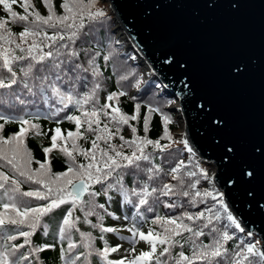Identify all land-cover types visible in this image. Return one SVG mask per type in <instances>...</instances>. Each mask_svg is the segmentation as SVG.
Segmentation results:
<instances>
[{"label": "snow or ice", "instance_id": "6c2138e0", "mask_svg": "<svg viewBox=\"0 0 264 264\" xmlns=\"http://www.w3.org/2000/svg\"><path fill=\"white\" fill-rule=\"evenodd\" d=\"M41 3L47 15H42L32 0H0L5 13V17L0 18V90L11 91L14 86H19L27 90L29 95L40 96L46 103L48 100H55L60 107H56L54 111L50 107L46 119L68 112L70 108L79 115L69 114L63 118L75 125V131H67L64 135L60 127L53 130L51 146L43 148L45 160L41 162L34 161L26 146L30 130H35V136L43 134L40 126L32 123L33 119L38 118V114L33 116L32 113L25 112L14 117L0 113V121H3L0 123V169L10 167L14 176L24 178L21 181L0 171V189L8 196V202L0 201L3 209L0 211V233L6 224L15 225L18 229L20 226L29 229L19 231V236L24 238L23 244L5 246L0 251V264H23L27 261L28 255L21 254L17 257V252L26 244L31 245V237L37 229L42 228L44 234H48V225L43 218L62 205H70L58 230L59 240H67V248L61 249L60 259L63 264H91L89 258L92 256L98 258V264H264V250L258 247L259 241L246 243L244 239H240L233 250L227 248V243L236 238L230 229L234 227L239 232H244V228L229 211L223 193L214 184L211 190H200L197 187L201 178L210 182L211 178L194 160L195 153L186 140L182 143L190 154L189 162L186 164L181 159L167 173L176 183H161L160 186L151 183L159 179L163 169L154 163V153L146 149L151 146L154 151L163 152L170 144H161L160 140L154 141L148 137V116L144 117V135L137 134V128L130 121L138 119L141 106H135L134 114H126L118 106L119 97L126 95L124 91L112 92L106 96L105 103H100L98 93L102 89V72L97 57L101 53L92 55L86 67L75 62L80 56L75 44L86 27L85 19L93 21L104 15L103 12L93 14L90 11L94 0H61L60 14H57L53 0H41ZM17 4L23 9V14L13 10V5ZM17 24L22 25L19 33L13 32L10 26ZM109 59L110 54L103 55L105 62ZM89 76L92 77L91 81ZM120 79L126 77L121 76ZM81 88L85 91H80ZM13 95L21 104L25 103L18 93ZM113 101L116 102L115 105L111 103ZM157 111V108H149V113ZM162 119L164 134L161 139L171 141L167 128L170 118L163 116ZM8 123H17L19 131L5 137L3 131ZM124 126L131 130V139H126L121 134ZM90 136L92 138L89 140ZM117 137L119 144L113 142ZM81 140L90 143L91 147L85 148L79 143ZM58 141L61 142L59 145ZM57 148L66 157L67 164L66 171L59 173L52 171L49 159V154ZM77 155L83 156L86 163L78 162ZM33 163L39 167L34 169ZM141 173L146 177L144 180L139 179ZM126 175L137 177L134 181L136 186L129 188L125 184ZM247 175L251 176L252 173L248 172ZM22 182L39 185L45 191H21ZM96 185L100 186L99 190H96ZM113 192L118 193L125 204L135 208V215L131 217V223L126 229L131 234L128 243L132 247L121 259L109 258L110 254L119 251L121 245L110 246L103 235L119 231L117 228L104 226L105 215L113 219L119 217L108 211L104 203L97 202L100 195L110 202V193ZM17 196L35 198L46 203L32 206L30 201L17 199ZM162 196L168 197L170 201L173 197L187 198L193 208L207 204L209 198L216 203L199 212L183 211L174 216L157 214L149 221L141 208L146 206V211L153 212L152 202L160 200ZM162 203L169 209L183 207V204L175 201ZM98 209L103 210L104 214L98 212ZM77 211L83 214L82 221L75 215ZM92 216L96 217L97 223L93 224L89 219ZM224 220L227 223H223ZM80 223L99 229L102 249L94 246L96 237L91 232L80 230L77 226ZM144 223L151 225L147 231L142 230ZM73 231L79 233V245L72 240ZM205 236L209 238V242L202 239ZM3 238L15 241L17 236L6 235ZM120 239L125 238L121 236ZM140 242L148 246L147 251L137 253L136 246ZM53 247L54 245L32 246L31 255H38ZM185 247L190 254L183 251ZM78 248L86 251L77 252ZM177 248L181 250L176 252Z\"/></svg>", "mask_w": 264, "mask_h": 264}, {"label": "water", "instance_id": "95a60500", "mask_svg": "<svg viewBox=\"0 0 264 264\" xmlns=\"http://www.w3.org/2000/svg\"><path fill=\"white\" fill-rule=\"evenodd\" d=\"M103 1L179 99L184 140L264 250V0Z\"/></svg>", "mask_w": 264, "mask_h": 264}, {"label": "trees", "instance_id": "16d2710c", "mask_svg": "<svg viewBox=\"0 0 264 264\" xmlns=\"http://www.w3.org/2000/svg\"><path fill=\"white\" fill-rule=\"evenodd\" d=\"M32 3L35 5L36 9L40 11L42 15H47V11L44 8L41 0H32ZM54 7L56 8L57 14L62 12L60 8L61 0H53ZM13 10L19 14H23V9L17 5H13ZM90 11L94 14L96 12H103L104 15L102 17H97L93 21H89L87 18L84 23L86 27L84 28L80 38L76 41L75 48L79 51L80 56L79 60L75 61L76 63H81L85 67L87 66L88 59L99 52L101 55L97 57V63L100 66V70L102 72V76L100 77V81L102 83V89L98 93L100 103L103 104L106 102V96L112 92L124 91L126 95L119 97L118 106L128 115L134 114L135 106L139 104L140 111L139 117L135 121H130V123L137 128V134L140 136L144 135L143 130V122L144 117L148 116L149 123V131L147 133L148 137L152 140H160L161 144H170V146L163 152L159 150H153L151 146H149L146 151L154 153V163L159 165L163 169V174L152 181L151 183L154 186H160L161 183H171L175 184L176 181L172 180L167 173L171 168L175 167L179 160L183 159L187 164L189 162L190 154L185 150V147L182 143L181 138L178 137L176 133L180 128V124L177 120L175 112L171 111L168 107L174 102V98L169 96L167 93L162 92L163 88L161 83L154 77L145 80L144 74L141 71V66L136 62H133L136 55L133 51H122V45L117 44L115 40V33L113 31L115 27L113 15L110 13V9L106 3H102L100 0H94V6L91 7ZM5 17V13L3 11L2 6H0V18ZM13 32L19 33L22 30V25H10ZM51 34V32H50ZM110 59L105 62L103 60V55H109ZM82 75H88L87 73H81ZM125 76L126 79L121 80L120 77ZM89 80H92V77L89 76ZM160 86L158 89L157 86ZM139 88V91L133 94V90ZM80 91H85V89L81 88ZM13 93H18L20 98L25 101L24 104H21L19 100L15 99ZM0 101H8L7 103L0 102V113L11 115L14 117H19L23 115L25 112L32 113L33 116L38 114V118L33 119L32 123L38 124L40 126V131L43 133L40 136L33 135L35 130H30L29 134L26 138V146L29 151L32 153L33 159L39 160L43 162L45 160V155L43 152L44 147L51 146V136L54 134V129L56 127H60L62 133L66 135L67 131H75V125L66 119H63L66 115L75 114L79 115L78 112H75L74 109H69L68 112H61L58 116L53 117L52 119H46L45 117L49 115V108L51 107L54 111L56 107H60V105L56 104L55 100H48L47 103L40 96H32L27 93V90L22 89L19 86H14L13 90H0ZM114 105L115 101L111 102ZM149 108H157L159 111L149 113ZM163 116H168L170 118V123L167 124L168 131L171 135L172 140L169 141L167 139H161L164 134V121L162 119ZM57 121H62L61 123H57ZM3 123V121H0ZM19 131V125L17 123H8L5 125L3 135L5 137L13 135ZM126 139H131L132 133L131 130L124 126L122 133ZM92 137H89V140ZM180 141V143H177ZM114 143L119 144V138L117 137ZM61 142L58 141V145ZM85 148H90L91 145L88 142L83 140L79 141ZM49 159L51 160L52 171L55 173L66 171V157L62 155L59 151V148L54 149L52 153L49 154ZM194 160L199 163L200 167L205 170L207 173L209 172V168L199 162V160L194 156ZM77 161L83 162V156L77 155ZM148 167V165H144ZM32 167L38 168L39 166L33 163ZM0 171H4L9 176H14L11 172L10 167H5L0 169ZM209 174V173H208ZM16 179H20L23 181L24 178L19 176H14ZM146 177L143 173L140 174L139 179L144 180ZM195 179V178H193ZM137 180V177L132 175L125 176V184L131 188L136 186L134 181ZM205 179L201 178L200 183L197 187L200 190L204 189H212V186L206 187L204 185ZM191 183V181H188ZM6 187H10V185H6ZM96 190L100 189L99 185H96ZM39 189L41 191H45V189L40 188L39 185L32 184L30 182H22L21 191H30ZM10 195H15L13 193H9ZM112 196V200H120L122 197L118 193H110ZM87 197H85L86 199ZM17 199H23L26 201H30L32 206H38L46 203V201H39L35 198L28 197H19ZM0 201L8 202V196L3 194V190L0 189ZM110 201V202H111ZM175 201L178 204H183V207H177L176 209H169L163 206L162 202H172ZM98 203H104L108 209V211L114 213L116 212L114 209H111L108 204L109 201L103 195H100L97 198ZM154 211L148 212L146 211V206L141 208V212L148 217L149 221L155 217V215H168L174 216L178 215L183 211L188 212H199L204 210L206 207L215 204L216 202L208 199L207 204H200L199 207L193 208L189 203L188 199L184 197H173L170 201L168 197H160V200L152 202ZM70 205H62L59 209L53 211L48 216L43 218L44 223L48 225V234L45 235L43 229H37L35 234L31 237V245H25L24 248H21L19 252H17V257L21 254H26L29 256L27 261H24L23 264H63L60 259L61 249L67 248V240L61 242L59 240V226L60 223L66 214L67 208ZM0 211H3L2 207H0ZM101 214L103 210H97ZM76 216L83 220V214L79 211L75 213ZM93 224L97 223V219L95 216L89 217ZM113 218L111 216L105 215L104 226L110 227L113 223ZM223 223H227L226 220ZM147 227H151L150 223H146ZM81 231L91 232L93 237H96L94 240V246L96 248H103V241L99 239L101 232L99 229H93L89 225L84 223H80L77 225ZM19 231H29V229L25 226H20L18 229L17 226L6 224L0 233V251L4 250L5 246L11 247L12 245H19L24 243V238L19 236ZM207 231V230H205ZM231 233L235 234V239L229 241L227 243V248L231 251L234 249V246L239 242L240 239H244L246 243L260 240L255 236H249L243 232H239L234 227L230 229ZM6 235H16L17 239L15 241H7L3 238ZM108 241L110 246H114L110 233L103 234ZM187 235V234H186ZM205 242H209V238L207 236L202 237ZM72 240L77 245L80 244V236L78 232L73 231ZM42 245H54L53 248L46 249L43 252H40L38 255H31V247L32 246H42ZM259 246V245H258ZM181 249H175L176 252ZM86 251L83 248H78L77 252ZM186 254H190L189 249L185 247L183 249ZM17 257H12V259H16ZM110 259H112V254H110ZM91 264H98V258L96 256H92L89 258ZM80 264V262H77Z\"/></svg>", "mask_w": 264, "mask_h": 264}, {"label": "rangeland", "instance_id": "374dc122", "mask_svg": "<svg viewBox=\"0 0 264 264\" xmlns=\"http://www.w3.org/2000/svg\"><path fill=\"white\" fill-rule=\"evenodd\" d=\"M101 2L106 3L108 5V3L103 1V0H101ZM108 7H109V5H108ZM119 32H118L119 42L120 43L126 42L124 35H121V31H119ZM134 92H136V91H134ZM171 107H180V105L178 104V102L174 101L171 104ZM180 118L182 119V117H180ZM181 123H182V128H183V119L181 120ZM182 128L180 125V128L177 130L176 133L178 134V136H180L179 138H181V140L183 141V136H182L183 129ZM210 170H212L211 166H209V172H210ZM212 174H213V171H212ZM209 183L211 184L210 181H209ZM124 204L125 203L123 201H121V202L112 201L111 205H110L111 208L116 209L117 217H119V219H116V221H114L113 225L111 226L113 228L119 229V231L116 233H110V234H111L112 240L114 241V246L121 245V247L119 248V251L116 253H113L112 259L123 258L124 256H126L128 254L127 250L132 247V245L130 243H128V238L131 236V234L126 230L127 227L131 223V215L128 212H125V210H123V206L125 208ZM125 217H129V219H125ZM144 231H146V230L144 229ZM121 236H123L125 239L121 240L120 239ZM136 248H137V253L141 250H145V251L148 250V246L144 242H140L139 244H137Z\"/></svg>", "mask_w": 264, "mask_h": 264}, {"label": "bare ground", "instance_id": "6f19581e", "mask_svg": "<svg viewBox=\"0 0 264 264\" xmlns=\"http://www.w3.org/2000/svg\"><path fill=\"white\" fill-rule=\"evenodd\" d=\"M124 30H125L124 28H121V27L119 28V31H121V35H124V38H127V33ZM182 129H183V132H184V129H185L184 120H183V128ZM212 171H214V169Z\"/></svg>", "mask_w": 264, "mask_h": 264}]
</instances>
